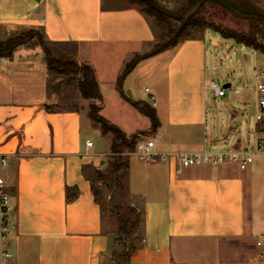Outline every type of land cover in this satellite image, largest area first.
Wrapping results in <instances>:
<instances>
[{"label": "crops", "instance_id": "0c3cea01", "mask_svg": "<svg viewBox=\"0 0 264 264\" xmlns=\"http://www.w3.org/2000/svg\"><path fill=\"white\" fill-rule=\"evenodd\" d=\"M29 29L37 30L58 57H71L93 69L100 112L108 99L119 109L131 107L142 115L124 98L123 85L131 91L128 99L145 102L156 112L159 126L154 132L144 115L147 120L140 129L125 133L119 128L126 136L154 140L156 153L147 162L126 158L123 173L140 218L130 254L119 259L127 264H253L255 233L264 230L258 215L264 208V154L258 153L244 170L233 164L179 168L174 157L216 153L208 146L229 139L223 135L224 120L219 140L214 139L216 114L208 109L204 34L137 62L118 89L113 84L120 68L135 55L148 53L157 38L137 8L115 7L107 0H0V39ZM33 41L0 57V153L7 157L2 174L10 187L15 221L8 264H109L114 233L105 227L90 176L109 155L111 138L101 134L79 105L52 106L42 48H26ZM138 68L134 83L139 78L146 85L134 98L126 79ZM101 84L108 87L106 95ZM69 87L60 86L58 94L68 95ZM145 88L154 96V105ZM76 92L78 104L89 103ZM239 97L232 92L226 103L229 124L238 116L234 105ZM94 131L102 143L91 141ZM256 133L264 138V122ZM67 190L75 192L70 201Z\"/></svg>", "mask_w": 264, "mask_h": 264}, {"label": "rangeland", "instance_id": "374dc122", "mask_svg": "<svg viewBox=\"0 0 264 264\" xmlns=\"http://www.w3.org/2000/svg\"><path fill=\"white\" fill-rule=\"evenodd\" d=\"M187 0H107L108 5H112L115 7H121L124 5L133 6L137 8L139 11H143L146 15V18L149 20L150 24L154 28L157 37L160 34H165V28L167 26L159 25L155 18L148 15V9L146 2L152 4L156 8L162 10L167 14L174 15L176 11L186 2ZM240 3V6L243 9L246 6H249L255 9L258 12L264 14V0H237ZM201 22L203 26L201 28H187L183 33V38L192 37V36H200L204 34V39L207 44V84L211 81L217 83L221 88L229 83L231 86L224 89V96L215 97L212 90L207 91V102L208 109L211 111L213 108L216 114L215 120V137L216 140H219L218 131L220 129V123L224 120L223 123V135L229 136L228 141L223 138V141L218 142L216 145H209V151H233L240 150L241 152L251 153L252 161L254 158H258L257 155L259 152L256 151L257 146L260 145V141L263 140L258 137L256 133V126L259 124L255 116L257 114V93L254 88V70L258 67H264V53L254 50L251 47H246L244 45L238 44L231 39H223L217 33L212 31L211 29H206L205 25L211 26L214 28L225 29L228 31H235L240 33H245L249 29V22L245 14H243L238 9H234L233 7L223 8L219 5H205L199 14ZM168 23L171 24L173 28H177L180 23L175 21L169 17ZM28 30H18L9 32L8 35L3 37V40L8 39L10 37H14L23 33H26ZM2 40V39H0ZM36 40V39H34ZM38 47L37 41H33V43L29 44L28 51ZM53 48H51L52 55L54 57H58L56 52H53ZM67 50V48H66ZM40 53L44 57L43 51L39 49ZM38 52V51H37ZM60 57V56H59ZM59 59H66L65 57H60ZM75 62V61H74ZM76 63V62H75ZM77 64V63H76ZM80 65V64H77ZM124 68H120L121 70ZM138 72V73H137ZM58 76V77H57ZM139 74L138 71H134L133 75L130 74L126 79V83L130 84L133 89L134 98L137 97V90L144 87V82L138 78V84H135L134 81ZM70 78H77V75H71ZM118 76H116V80L113 84V87H116ZM49 83H50V95L54 98L51 100L52 106L57 108L70 107L73 105H79L80 109L88 115L89 107L92 104L97 105L95 101L89 100V103L78 104L79 95L76 92V82L72 81L67 82V77L57 75L53 72L49 73ZM58 84L57 92L55 90V85ZM70 86L68 95H64L63 92H60V86ZM127 87V86H126ZM125 85L121 86V92L124 96L129 97L128 91L129 88H126ZM102 91L104 95H106V89L108 88L104 84H101ZM131 92V91H130ZM236 92L239 95V101L237 102L235 107L238 108V116L237 118L229 124L227 118L228 113L226 110V103L231 97V93ZM140 94V93H139ZM138 94V97H139ZM141 95V94H140ZM106 97V96H105ZM125 98V97H124ZM106 107L102 108L104 111L100 112L102 117H105V113L109 115L113 121H116V125L125 133H130L129 131H135V129H140L138 127L143 125V122L147 119L133 111L131 107H127V109H119L114 103L112 104L110 100H105ZM103 106V105H102ZM212 106V107H211ZM130 108V109H128ZM221 113V114H220ZM220 114V115H219ZM226 120V123H225ZM84 122H86L84 120ZM137 125V126H136ZM232 128H230V127ZM97 127V126H96ZM235 130V131H234ZM234 131V132H233ZM141 134V133H139ZM110 136V135H109ZM92 142L98 144L102 143L103 137L96 133H92L89 137ZM138 139H143L141 136ZM261 154V153H260ZM264 154V153H263ZM131 155V156H130ZM110 156H106L103 160L102 166L98 169L101 173H105V169L107 168L108 161ZM128 159L130 162H136L138 159L135 155L130 154L129 151L124 150L122 155V159ZM249 163L247 167L251 164ZM121 179V188H117L112 185L109 180L99 181L95 174L91 173L90 181L94 188L99 192L100 205L102 208V215L104 217L105 227L109 230L113 231V238L115 241V249L113 260L109 264H127L126 259H119L122 255L125 257L129 252V248L133 243L132 236L130 238L126 237L124 227H120L121 224H126V221H130L133 219L134 215L128 209H117L114 207L122 204L129 206L133 209L134 199L129 196L128 188H127V174H123ZM112 192H115L114 199L112 201L111 195ZM260 195L263 197V189H259ZM263 205V202H262ZM261 207V205H260ZM136 212V211H135ZM260 222L264 227V208L263 206L260 208L259 212ZM122 226V225H121ZM263 231L256 232L255 237L260 238L263 236Z\"/></svg>", "mask_w": 264, "mask_h": 264}, {"label": "trees", "instance_id": "16d2710c", "mask_svg": "<svg viewBox=\"0 0 264 264\" xmlns=\"http://www.w3.org/2000/svg\"><path fill=\"white\" fill-rule=\"evenodd\" d=\"M201 0H187L174 15L167 14L163 11L158 10L152 4L146 2L148 15L155 18L156 22L159 25L167 26L165 28V34H160L156 38L153 48L146 54L135 55L130 61L126 62L124 68L118 76L116 82V87L119 89L121 85V79L127 75L137 62L141 61L147 56L156 54L164 49L171 48L176 46L183 39H198L200 36H192L183 38V33L187 28H201L203 23L199 17L203 7L205 5H219L223 8L233 7L238 9L243 14L246 15L247 21L249 22V29L245 33L228 31L225 29L214 28L211 26L205 25L206 29H211L217 33L223 39H231L234 42L244 45L246 47H251L256 51L264 53V14L256 11L255 9L246 6L243 9L240 6V3L237 0H206L195 12V14L185 22V17L196 6ZM145 17L143 11H140ZM169 17L175 21H178L180 25L175 29L168 23ZM36 39L38 45L42 48L44 53V60L46 67L49 72H53L57 75L67 77V82H76V88L80 96L85 100H92L95 102H101V95L98 89L96 78L94 75L93 69L88 64L77 65L71 57L66 59H59L60 57H54L51 52V48L43 40L41 35L37 30L29 29L26 33L10 37L5 40H0V57H9L14 49L20 45L26 44L31 40ZM71 75H77V78H70ZM126 100L134 107L140 114L146 116L150 121V131L154 132L159 126V122L156 116V112L152 106L142 101H132L124 96ZM48 112L51 111L50 107L46 106ZM88 118L90 121L98 127L102 135H110V146H109V161L107 168L104 172H100L98 169L93 171V174L96 175L97 180L106 181L109 180L110 183L117 188H121V179L124 174L123 171L128 168L127 159H122L124 150L132 152L135 142L138 139V134L132 136H126L116 125L109 122L107 119L100 115V106L97 104H92L89 107ZM91 191L94 196V200L100 206L99 192L91 184ZM71 192V193H69ZM66 198L68 201L72 200L75 192L71 190L66 191ZM115 192H112L111 198L114 199ZM71 194V195H70ZM114 207L117 209H128L133 213L134 217L130 221H126V224L119 225L124 227L126 237L130 238L139 222V213L133 208L131 209L126 205L114 204ZM136 211V212H135ZM132 247V246H131ZM130 247V248H131ZM129 248V249H130ZM132 249V248H131ZM130 251V250H129ZM130 254L128 252L127 256ZM122 257V256H121Z\"/></svg>", "mask_w": 264, "mask_h": 264}, {"label": "built area", "instance_id": "2783aa9c", "mask_svg": "<svg viewBox=\"0 0 264 264\" xmlns=\"http://www.w3.org/2000/svg\"><path fill=\"white\" fill-rule=\"evenodd\" d=\"M254 88L257 93V114L255 119L258 123L264 122V67H259L254 70ZM208 89L213 91L215 97H222L224 89L217 83L211 81ZM144 92L149 95L148 102L154 105V96L145 88ZM91 142L87 141L86 146H91ZM155 142L152 139H137L134 148L130 154L142 162H147L153 159L156 155ZM256 151L264 153V141H260ZM174 157L179 162V168L202 164H233L239 169L244 170L251 163V153H243L240 150L220 151L216 153H203L197 155L174 154ZM7 166V157L0 153V264H8L12 257L9 247V238L15 230L14 221V206L11 200L10 187L6 177L2 174ZM178 168V170H179ZM256 249L253 257V264H264V236L254 240Z\"/></svg>", "mask_w": 264, "mask_h": 264}, {"label": "water", "instance_id": "95a60500", "mask_svg": "<svg viewBox=\"0 0 264 264\" xmlns=\"http://www.w3.org/2000/svg\"><path fill=\"white\" fill-rule=\"evenodd\" d=\"M206 0H201L196 6H194L192 8V10L187 14V16L185 17V22H187L194 14L195 12L198 10V8L205 2ZM158 9V8H157ZM160 10V9H158ZM162 11V10H160ZM57 87H58V84L55 85V90L57 91ZM223 88H226V86H223ZM128 94L130 96V92L128 91Z\"/></svg>", "mask_w": 264, "mask_h": 264}]
</instances>
